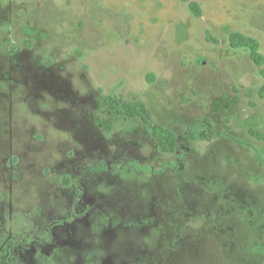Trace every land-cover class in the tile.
<instances>
[{
  "label": "rangeland",
  "instance_id": "rangeland-1",
  "mask_svg": "<svg viewBox=\"0 0 264 264\" xmlns=\"http://www.w3.org/2000/svg\"><path fill=\"white\" fill-rule=\"evenodd\" d=\"M232 32L264 54V0H0V264H264V78ZM105 95L215 137H105Z\"/></svg>",
  "mask_w": 264,
  "mask_h": 264
},
{
  "label": "trees",
  "instance_id": "trees-1",
  "mask_svg": "<svg viewBox=\"0 0 264 264\" xmlns=\"http://www.w3.org/2000/svg\"><path fill=\"white\" fill-rule=\"evenodd\" d=\"M189 7L191 12L196 17L202 16V9L197 2H189ZM208 41L213 44H218V40L213 36L208 35ZM229 43L233 49H245L248 51L251 61L260 68V74L264 78V54L261 52L260 42L250 36H246L239 32H232L229 36ZM32 43L25 41L24 45H13L14 50H10L6 47V52L13 54L15 52H20L23 48H30ZM155 76L149 75L148 80L154 82ZM260 96L264 99V85L260 89ZM138 119L142 122L143 126L150 134V136L156 142L157 148L161 153L164 154H175L178 152L181 143V137L186 136L192 142H210L213 141L215 133L213 131L214 124L210 119H206L204 124L199 128H188L183 127L182 133L178 134L174 130L166 127L165 125L159 123L147 103L143 100L128 101L122 97L115 95H105L101 100V106L98 110L94 112V120L97 124L101 134L105 137H110L115 129L116 124L121 121H130ZM250 134L261 141H264V134L258 130L250 129ZM128 166H132L135 169L139 166L131 161ZM111 169V171L116 172L114 168L108 167L106 165H96L88 168L84 175L96 172V171H106ZM146 170V169H145ZM63 184L70 185L74 183L75 180L70 182V179L63 178ZM1 243V242H0ZM2 245V244H0Z\"/></svg>",
  "mask_w": 264,
  "mask_h": 264
}]
</instances>
